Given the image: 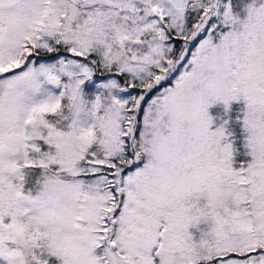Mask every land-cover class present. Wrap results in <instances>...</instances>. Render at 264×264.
<instances>
[{
	"label": "snow or ice",
	"instance_id": "snow-or-ice-1",
	"mask_svg": "<svg viewBox=\"0 0 264 264\" xmlns=\"http://www.w3.org/2000/svg\"><path fill=\"white\" fill-rule=\"evenodd\" d=\"M0 264H264V0H0Z\"/></svg>",
	"mask_w": 264,
	"mask_h": 264
},
{
	"label": "rangeland",
	"instance_id": "rangeland-1",
	"mask_svg": "<svg viewBox=\"0 0 264 264\" xmlns=\"http://www.w3.org/2000/svg\"><path fill=\"white\" fill-rule=\"evenodd\" d=\"M247 1H245V0H236L235 3H234V6H236V8H234V9L237 10V12L242 11V8H243L244 4L247 3ZM235 107L236 106H234V108ZM210 112H211V114L213 116L222 115V109L218 108V107L210 109Z\"/></svg>",
	"mask_w": 264,
	"mask_h": 264
},
{
	"label": "trees",
	"instance_id": "trees-1",
	"mask_svg": "<svg viewBox=\"0 0 264 264\" xmlns=\"http://www.w3.org/2000/svg\"><path fill=\"white\" fill-rule=\"evenodd\" d=\"M235 1H236V0H232L233 6H234ZM245 1H247V0H245ZM225 2H227V0H225ZM247 2H248V1H247ZM234 8H236V6H234ZM235 11H237V10H235Z\"/></svg>",
	"mask_w": 264,
	"mask_h": 264
}]
</instances>
